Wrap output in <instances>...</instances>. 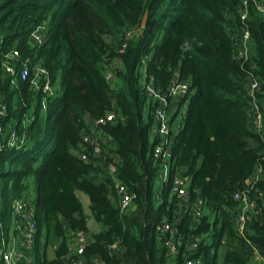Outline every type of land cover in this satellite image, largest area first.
I'll use <instances>...</instances> for the list:
<instances>
[{"label":"trees","instance_id":"1","mask_svg":"<svg viewBox=\"0 0 264 264\" xmlns=\"http://www.w3.org/2000/svg\"><path fill=\"white\" fill-rule=\"evenodd\" d=\"M259 5L264 0H0V108L6 107L0 114V264L2 230L8 235L13 204L26 199L37 224L33 264H69V235L78 231L90 236L78 256L88 263L184 264V254L202 264H250L256 253L264 259V128L254 127L249 95V79L256 77L264 125ZM42 24L46 40L37 46L30 37ZM244 29L251 39L245 62L235 58V35ZM13 50L20 52V60L10 63L15 75L4 67ZM145 57L146 74L163 95L175 71L190 84L167 183L159 182L164 167L153 156L157 105L147 103L143 88ZM26 65L47 71L54 96L35 91L34 72L21 79ZM112 113L115 119L95 125ZM12 130L16 147L8 145ZM86 137L100 145L99 153ZM259 168L262 211L248 225L246 241L236 228L233 196ZM176 176L189 179L192 202L205 200L200 223L192 215L177 219ZM115 178L134 195L125 212ZM80 193L89 198V213ZM90 218L99 232H91ZM164 219L183 237L175 258L168 257L169 234L160 239L157 232ZM193 237L203 241L194 253L185 252ZM115 243L119 251L111 248Z\"/></svg>","mask_w":264,"mask_h":264},{"label":"built area","instance_id":"2","mask_svg":"<svg viewBox=\"0 0 264 264\" xmlns=\"http://www.w3.org/2000/svg\"><path fill=\"white\" fill-rule=\"evenodd\" d=\"M259 10L264 13V6L259 5ZM247 15L242 16V20H245ZM47 25L42 24L38 26L31 34L30 40L34 45L41 46L45 43ZM235 41L237 42V48L235 49V58L239 61H247L251 55V39L248 30L244 29L242 34L236 32ZM7 60L4 64L6 71L15 75V68L10 63L18 62L20 60V52L18 50L11 51L7 56ZM148 57L142 60V68L144 72V85L143 88L146 91L147 103L156 104L157 109L154 114V122L150 129L151 140L154 143L153 156L155 161L162 167L159 171V181L161 183H167L170 180L171 160L173 157V144L175 137L182 130L185 119L188 115L190 105V84L181 80L179 71H175L173 79L168 86L166 93L163 95L160 91L155 89L152 85V79L148 77L147 61ZM34 72V78L32 85L36 92H40L45 97H52L56 94L57 89L53 85L52 79L45 69L36 65L34 70L26 65L22 70L20 76L22 80H26L31 73ZM107 80L114 83V77L112 75L107 76ZM260 90V82L256 77L249 79V95L252 98L250 116L253 119L254 127L257 131H262L264 128L262 114L259 110L257 102V92ZM47 106L44 104V109ZM6 107L0 108V114L5 115ZM115 119V114L112 113L107 116L106 120L101 119L95 122V125H101L105 121H111ZM86 137L85 141L90 142L95 146L97 153L101 151L100 145L96 141ZM18 134L12 130L8 137V145L16 147L18 145ZM111 173H115L116 169L114 165L109 167ZM263 178V171L259 168L255 175L246 181V188L243 191H238L234 194L233 200L237 204V208L234 211L236 213V228L240 236L249 241L248 225L258 215L261 214L262 207L257 198L256 185ZM116 179V178H115ZM190 181L187 177L176 176L173 180V193L178 196L179 210L176 213L177 219L184 218L187 215H192L198 223H200L202 216L205 215L206 202L204 199L199 198L198 202H192L190 191ZM116 189L120 198V208L122 212L128 210L131 206L134 195L116 179ZM31 202L29 199L17 200L13 204V213L16 214L15 230L12 237L5 236L4 230H2V249L1 255L5 264H33L31 258V252L34 249V238L37 232V224L34 218V210L31 208ZM2 208L0 205V228ZM4 228V227H3ZM157 232L162 235L169 234L166 240L168 247V257L175 258L179 255V246L183 241L178 228L173 223L164 219L157 227ZM20 234V240L23 243L18 244L17 238ZM208 236V235H207ZM89 234L83 231L71 233L69 235V242L71 253L67 256L69 264H105L99 258H93L91 263H88L83 257L78 258L85 248L89 244ZM203 241V237H193L186 243L185 252L194 253L198 250L200 243ZM114 251H119L117 243L111 247ZM184 254V253H183ZM261 257L258 253H256ZM72 256V257H71ZM77 257V259H76ZM184 264H202L200 257H190L184 254ZM262 262L264 259L261 257Z\"/></svg>","mask_w":264,"mask_h":264},{"label":"rangeland","instance_id":"3","mask_svg":"<svg viewBox=\"0 0 264 264\" xmlns=\"http://www.w3.org/2000/svg\"><path fill=\"white\" fill-rule=\"evenodd\" d=\"M159 182H160V181H159ZM33 188H34V187H33ZM31 196H32V198L35 196L34 189H32ZM79 197L81 198V200H82L83 203H84V207H85L86 212L89 213V205H88L89 198H88V196L85 195V194L80 193V194H79ZM85 199H86V201H84ZM16 218H17L16 214L13 213V214H12L11 221H10L9 223H7V225H6V228H7V229L9 228V231H8V235H7L6 232H5V236L12 237V235H13V231H14L15 228H16V227H14V226H15V223H16V221H15ZM96 224H97V223L95 222L94 219H92V218L89 219V227H90L91 232H96L95 230L98 228V226H97ZM99 226H100V225H99ZM17 242H18V244L23 243V240H20V234H19V236H18V238H17ZM49 254H50L51 256H53V254H52V250H50V253H49ZM35 261H36V260H35Z\"/></svg>","mask_w":264,"mask_h":264},{"label":"crops","instance_id":"4","mask_svg":"<svg viewBox=\"0 0 264 264\" xmlns=\"http://www.w3.org/2000/svg\"><path fill=\"white\" fill-rule=\"evenodd\" d=\"M86 201V199L84 200ZM88 205H90V201H88ZM98 226V228L95 230L96 232H99L101 227L99 226V224H96ZM250 264H264L261 260V257H259L258 255H255L253 257V259L251 260Z\"/></svg>","mask_w":264,"mask_h":264},{"label":"water","instance_id":"5","mask_svg":"<svg viewBox=\"0 0 264 264\" xmlns=\"http://www.w3.org/2000/svg\"><path fill=\"white\" fill-rule=\"evenodd\" d=\"M146 23H147V16L145 17L143 24H142L144 28L146 27Z\"/></svg>","mask_w":264,"mask_h":264}]
</instances>
